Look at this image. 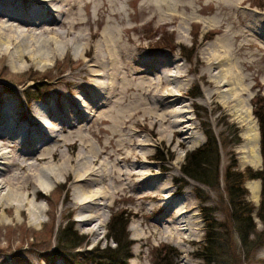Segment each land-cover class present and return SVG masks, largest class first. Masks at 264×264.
Instances as JSON below:
<instances>
[{"label": "rangeland", "instance_id": "1", "mask_svg": "<svg viewBox=\"0 0 264 264\" xmlns=\"http://www.w3.org/2000/svg\"><path fill=\"white\" fill-rule=\"evenodd\" d=\"M69 1L80 5L82 15L88 13L82 7V0ZM102 1L106 0H93V5L98 8ZM154 1L108 0V7L121 12L126 27H139L129 34L140 45L136 51L137 61L145 64L135 66L148 72L146 77L153 78L162 71L175 73L173 66L180 67L177 72L179 78L171 90L179 94L172 97L177 99L173 107L162 105L161 100L165 97L160 95L166 91L146 95L131 90L119 94L117 88L113 91L115 97L110 96L109 103L107 98L106 103L96 109L97 113L91 109L90 103L99 100V96L94 94L93 100L81 95L77 97V107L81 111L78 114L86 115V121L81 124L82 132L77 134L78 139L86 135L95 149L108 147L111 132L125 123L128 130L136 131L137 138L146 143L147 146L136 150L137 159L145 162H140L137 174L125 180L124 185L115 182V174L105 180L109 197L106 201L98 199L101 209H94L101 215L91 222L90 229L97 231L94 236L86 233L87 225L76 220L78 214L60 215L67 192L55 184L50 186L46 199L42 201L48 213L41 216V224H31L19 217L22 225H13L9 216L0 213V264H158L166 255L171 264H202L197 251L204 242L208 219L221 225L223 258L231 264H264V227L256 218L261 183L259 180L244 182L248 193L246 200L255 208L252 218L256 234L251 237L254 243L242 254L233 232L223 182L231 163H235L233 171L241 173L246 168L254 171L262 168L259 140L257 154L250 157L245 135L248 124L256 125L260 138L253 106L258 98L264 97V0H171L178 7L173 11L179 19L164 28H157L152 16L158 19L159 12H165L166 4L154 12L149 9ZM161 2L164 0H159L158 4ZM98 17L102 19L92 12L94 22L90 28L94 32L100 33L105 27L115 26L113 23L95 22ZM111 21L112 18H108V22ZM84 30L88 37V28ZM120 35L126 38L121 32ZM97 40L98 37L91 38L89 49H94ZM129 45L132 48L133 45ZM213 54L221 56L223 63L220 62V66L215 64V69H208L207 61ZM79 59L87 60L89 57ZM79 59L67 53L55 61L46 62L45 67L43 62L36 66L22 62V68L17 70L0 51V101L7 100L11 106L20 105L26 111L36 105H53L56 101L61 105L62 99L51 91L57 87L66 92L59 83L63 76L68 75L71 82L77 80L73 77H78ZM163 62L166 64L160 65ZM98 82L108 86L109 80L100 78ZM233 92L236 93L235 99ZM112 100L121 103L116 105ZM138 106L148 109L145 113L137 112ZM174 110L182 114L176 118L178 122L183 120L179 126L184 131V136L180 135L184 140L181 147L174 145L175 136L165 130V125L155 126L149 133L153 129L150 124L152 116H165L164 113ZM100 118L104 123L99 121ZM53 126L61 128L60 123H53ZM103 128L107 131L103 132ZM206 128H210L219 141L228 143L226 147L220 145V187L217 190L200 185L181 171L185 154L205 142ZM235 128L241 140L237 145L230 144ZM115 144L113 142L108 147V152L114 153L119 148ZM81 150L62 148L66 155H76ZM127 152L116 153L112 158H121L117 165L120 169L129 170L123 161ZM98 168L99 164L93 165V169L99 171ZM143 177L149 179L145 181L141 179ZM103 187L104 184H98L92 189L102 191ZM178 212L184 213V224L188 225H183L187 229L182 231V240L167 237L164 230ZM119 217L128 223L126 233L131 245L128 252L123 251L130 257L126 260L122 252L102 256L98 250L94 251L114 246L106 240L107 227L113 218ZM66 224L82 243L73 250L65 242L57 245L59 229ZM91 252L97 253L93 256L87 254ZM102 257L109 260L102 262L99 259Z\"/></svg>", "mask_w": 264, "mask_h": 264}, {"label": "bare ground", "instance_id": "2", "mask_svg": "<svg viewBox=\"0 0 264 264\" xmlns=\"http://www.w3.org/2000/svg\"><path fill=\"white\" fill-rule=\"evenodd\" d=\"M158 3L159 0H155L149 6L150 10L156 12L157 8H163L166 4L163 8L165 12H159L158 19L152 16L155 26L164 28L175 24L179 19L173 11L178 8L177 5L171 0ZM101 4L97 8L93 5V0H82L83 9L88 11L86 15H82L79 12L80 5L75 2L71 4L69 0H0V51L13 63L15 69L20 70L22 62H28L31 66L43 62L45 67L46 62L55 61L67 53L78 59L82 56L89 57L87 60H77L78 77H73L77 80L71 82L68 75L61 77L59 83L66 89L65 93L57 87L52 89L51 92L62 99L61 105L56 101L53 105H36L26 111L20 105L11 106L7 100L0 101V213L9 216L13 225H22L19 217L31 224H41V216L48 213L42 201L46 199L50 186L55 184L57 187H64L67 192L60 207V215L78 214L76 220L81 225H87L86 233L94 236L97 231L90 229L91 222L101 216L94 209H101L98 199L106 201L109 197L105 180L115 174V182L124 185L125 180L137 174V167L143 160L137 159L136 150L147 145L137 138L136 131L128 130L125 123L111 132L108 147L113 142L116 143L115 146H119L114 153L108 152L107 146L95 149L86 135L78 139L77 134L82 132L81 124L86 121V115L78 114L81 112L77 107L78 95L86 96L89 100H93L94 94L99 96V100L90 103L95 113L98 107L106 103L107 98L109 103L110 96L115 97L113 91L117 88L119 94L131 90H138L146 95L166 91L160 95L165 97L161 100L162 105L171 108L177 101L172 97L179 94L172 93L171 90L175 88L179 78L177 72L180 67L173 66L175 73L162 71L153 78L146 77L148 72L136 67L145 64L137 61L136 51L140 45L129 34L139 27H126L121 12L110 10L108 0ZM17 7L25 10L20 11ZM92 12L102 18L98 17L95 22L113 23L115 26L109 29L105 27L100 33L94 32L90 28L94 22ZM108 18H112L113 22H108ZM118 26L121 27L118 29ZM85 27L88 28V37L84 32ZM120 32L126 36L125 39ZM93 37H98V40L91 50L89 48ZM129 44L133 45L132 48ZM210 58L207 61L208 69H215V64L220 66L219 63L223 60L217 54ZM165 64L163 62L160 65ZM100 78H108V86L100 84ZM218 83L219 81L216 84ZM93 84L95 85L92 87ZM235 95L233 92L234 99ZM119 103L121 102L115 104ZM137 109V112L145 113L148 108L138 106ZM83 112L88 114V111ZM164 115L150 118L153 129L149 133L153 132L155 126L165 125L164 129L175 136L174 145L181 147L184 140H181L180 135L184 131L179 126L183 120H176L177 116L182 115L181 112L174 110ZM99 121L104 123L101 118ZM53 123H60L61 128H55ZM102 131L107 130L103 128ZM245 139L252 157L258 152L256 125L248 124ZM63 147L71 151L76 148L82 150L76 155H66L62 152ZM126 151L127 157L123 161L129 170L118 168L121 158L112 159L116 153ZM96 164H99V171L93 169ZM141 179L147 181L149 178ZM98 184H104L102 191L92 189ZM182 213L178 212L173 221L167 223L169 225L164 228L167 237L184 238L182 231L187 227L183 225H188L184 224L186 216Z\"/></svg>", "mask_w": 264, "mask_h": 264}, {"label": "trees", "instance_id": "3", "mask_svg": "<svg viewBox=\"0 0 264 264\" xmlns=\"http://www.w3.org/2000/svg\"><path fill=\"white\" fill-rule=\"evenodd\" d=\"M253 108V114L259 124V153L261 156L262 168L257 171L246 168V170L241 173L233 171L235 163H231L227 167L223 177L224 190L230 208V219L233 224V232L235 233L236 241L239 244L238 248L241 250L242 254H244V249H247L250 244L254 243L251 237L256 234V228L252 218L255 208L246 200L248 193L244 188L245 180H259L261 183L260 202L257 208L256 218L264 227V97L258 98ZM231 128L234 129V127ZM204 134L205 142L198 148L185 154L181 171L185 177L196 181L200 185L217 190L220 187V145L226 147L228 143L219 141L210 128H206ZM230 142V144L233 145H237L241 142L236 128L233 131V139ZM207 223H209L208 229L204 236V242L200 250L197 251V257L201 260L202 264H231L221 255L224 244L222 243L223 236L219 233V227H221V225H218V223L213 222L211 219H208ZM127 225V222H122L121 217L118 219L113 218L107 227L106 240H109L114 246L112 248L106 247L101 250L94 249V251L98 250L102 256H105L106 253L122 252L123 259H129L130 257L123 253V251L128 252L131 245V243L128 242L129 236L126 233ZM64 242L69 244L72 250L78 248L82 244L67 224L59 229L57 237V245ZM95 253L97 252L87 254L93 256ZM99 259L102 260V262L109 260L108 257ZM158 264H171L168 255Z\"/></svg>", "mask_w": 264, "mask_h": 264}]
</instances>
